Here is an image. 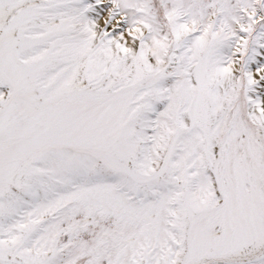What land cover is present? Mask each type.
<instances>
[{"label": "snow or ice", "instance_id": "6c2138e0", "mask_svg": "<svg viewBox=\"0 0 264 264\" xmlns=\"http://www.w3.org/2000/svg\"><path fill=\"white\" fill-rule=\"evenodd\" d=\"M0 264H264V0H0Z\"/></svg>", "mask_w": 264, "mask_h": 264}]
</instances>
